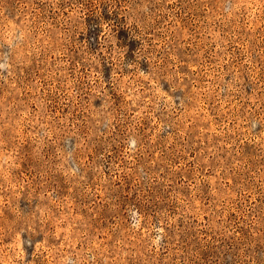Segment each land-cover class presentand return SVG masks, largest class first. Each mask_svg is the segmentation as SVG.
Here are the masks:
<instances>
[{"label":"rangeland","instance_id":"obj_1","mask_svg":"<svg viewBox=\"0 0 264 264\" xmlns=\"http://www.w3.org/2000/svg\"><path fill=\"white\" fill-rule=\"evenodd\" d=\"M0 264H264V0H0Z\"/></svg>","mask_w":264,"mask_h":264}]
</instances>
